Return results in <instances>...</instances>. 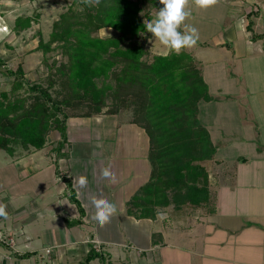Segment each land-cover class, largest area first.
<instances>
[{"label":"crops","instance_id":"1","mask_svg":"<svg viewBox=\"0 0 264 264\" xmlns=\"http://www.w3.org/2000/svg\"><path fill=\"white\" fill-rule=\"evenodd\" d=\"M210 1L216 26L192 28ZM179 2L181 28L171 38L195 57L213 96L200 102L199 118L216 146L202 162L214 209L150 202L152 216L131 214L152 174L148 133L129 110L73 115L63 156L54 148L59 135L5 162L24 177L0 197V264H79L92 246L113 264H264V40L247 28L254 12V30L264 33V0ZM170 42L164 52L145 47L153 57Z\"/></svg>","mask_w":264,"mask_h":264},{"label":"trees","instance_id":"2","mask_svg":"<svg viewBox=\"0 0 264 264\" xmlns=\"http://www.w3.org/2000/svg\"><path fill=\"white\" fill-rule=\"evenodd\" d=\"M144 1L98 0L89 6L83 0L82 11L70 8L62 13L53 23L49 40L42 38L38 45L47 53L57 43L55 48L60 47L68 58L57 66L56 73L48 75L47 85L29 80L21 64L2 69L5 63L0 59V72L12 82L10 90L2 89L0 83V149L10 155L20 148L26 152L41 149L55 129L60 137L54 148L63 156L70 116L129 110L130 120L144 127L150 137L153 169L150 180L132 197L128 211L138 217L152 216V204L170 202L178 206L206 204L212 211L214 196L202 162L214 157L216 146L199 118V104L213 96L195 57L178 37L171 40L167 54L145 58L149 50L139 39L150 32L148 21L153 16L144 10ZM152 1L158 9L166 2ZM254 14H248L247 28L252 40H264V33L254 30ZM38 18L18 16L13 28L27 29ZM102 28L114 32L95 34ZM56 83L60 88L53 95L51 89ZM21 89L27 94H19ZM85 104L88 110L82 113L65 111ZM67 182L70 199L83 213L71 181ZM94 258H100L102 264H113L94 246L79 264H88Z\"/></svg>","mask_w":264,"mask_h":264},{"label":"rangeland","instance_id":"3","mask_svg":"<svg viewBox=\"0 0 264 264\" xmlns=\"http://www.w3.org/2000/svg\"><path fill=\"white\" fill-rule=\"evenodd\" d=\"M83 0H0V59L5 63L2 65L4 68H17L19 64L23 66L25 72L27 73V78L31 81H39L44 85H47V78L49 74L56 73L57 66L61 62H66L68 60L67 56L62 53V49L57 47V43H53L52 46L54 49L44 53V51L38 48L40 40L43 38L44 41H48L50 38V32L53 27L54 21L60 19L61 14L72 8L76 11H82L84 5L82 4ZM174 2L171 0H166L162 9H158L152 0L144 1V10L148 12L150 16H153L151 21H148L151 32L143 34L140 37L139 41L144 43L147 47L154 45L151 53L164 52V44L168 41H171V35L175 29L181 28V24L178 22L177 25L172 23L173 21L180 20L182 14L178 11L179 2ZM196 1V0H195ZM85 2L91 6L95 5L98 0H85ZM207 2V0H206ZM208 4V3H207ZM212 1L209 2V7L207 9H202L200 15L197 16V19L190 23L192 28L204 27L212 29L213 25L216 26L217 22H214L210 18V13L215 11L211 8ZM169 10V13L166 12ZM217 14V11H215ZM38 17V20L32 22V25L24 30H15L13 28L15 20L18 16H28ZM159 17V18H157ZM167 18L166 21H161L163 18ZM174 24V25H173ZM163 29V31H160ZM113 29L111 28H102L97 31L95 34L100 36H106L113 34ZM200 40V38H199ZM232 49V47H231ZM154 50V51H153ZM199 51V49H198ZM214 54L215 52H210ZM217 53V52H216ZM153 54L150 53L145 57L146 59H152ZM198 58L200 57V51L197 53ZM56 76V75H55ZM57 77V76H56ZM239 78H241L239 76ZM0 83L1 88L10 90L11 84L10 80L7 81L5 74L0 72ZM60 88V85H56L51 89L53 95H57L56 90ZM19 94L25 95L27 91L21 89ZM110 102L111 99L109 98ZM112 105V103H111ZM231 107V106H228ZM227 107H223L225 109ZM88 110V106L85 104L84 107L72 109H65L67 113H82V111ZM234 122H237L234 120ZM59 136V132L55 129L51 130L47 139L48 142H52L55 138ZM55 147V146H54ZM23 156L26 154V151L23 149H18L16 155ZM10 157V158H9ZM18 157V156H17ZM13 157L8 153L0 149V197H8V182L10 180L14 181V176L16 181L22 179L24 175L14 173V170L10 167L9 164L5 165V162H8L9 159ZM8 159V160H7ZM7 160V161H6ZM7 166V167H6ZM12 183V182H11ZM51 249H47V253L50 254ZM50 264H53L51 261Z\"/></svg>","mask_w":264,"mask_h":264}]
</instances>
